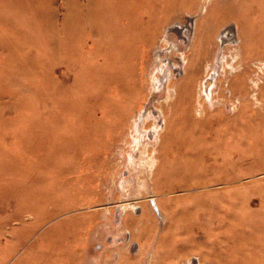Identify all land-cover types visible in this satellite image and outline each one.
Here are the masks:
<instances>
[{
	"label": "rangeland",
	"instance_id": "obj_1",
	"mask_svg": "<svg viewBox=\"0 0 264 264\" xmlns=\"http://www.w3.org/2000/svg\"><path fill=\"white\" fill-rule=\"evenodd\" d=\"M0 264H264V0H0Z\"/></svg>",
	"mask_w": 264,
	"mask_h": 264
},
{
	"label": "bare ground",
	"instance_id": "obj_2",
	"mask_svg": "<svg viewBox=\"0 0 264 264\" xmlns=\"http://www.w3.org/2000/svg\"><path fill=\"white\" fill-rule=\"evenodd\" d=\"M85 7H84V12H85ZM78 12H79V7H74L73 8V10H72V12H71V22H72V26H74V24H75V22H76V18H77V16H79L78 15ZM87 12H88V9H87ZM197 12V11H196ZM88 15H89V13H88ZM193 20V19H192ZM199 24L196 22V21H191L190 23H188V24H185V25H183V29H182V27H180L179 28V31H180V29H181V31H189V28L193 31V39L191 40L192 41V44L194 45L195 44V42L197 41V30H198V26ZM176 26V25H175ZM75 27V26H74ZM230 27V26H229ZM82 31H83V29H82ZM59 31H57L56 33H57V37H56V43L58 44L59 43V33H58ZM186 33H188V32H186ZM185 34V33H184ZM234 35H236L235 34V32L233 31V29L232 28H224L223 30H222V33L220 34V35H218L220 38H221V40H222V43L223 42H225V41H227V42H229V43H231L232 41L234 42ZM185 36V35H184ZM183 36V37H184ZM206 39L208 40V41H210L211 39H213V33H211V32H209L208 34H207V36H206ZM212 42V41H211ZM206 47V46H205ZM207 48V47H206ZM209 49V48H208ZM202 56V55H201ZM186 55H183V60H184V62H185V64H186ZM124 67H126V66H124ZM125 76V73H122L121 74V76H120V78L121 77H124ZM115 79H117V78H115ZM171 80V79H170ZM247 84H248V82L247 81H244V80H242V93L243 92H245L246 94H248V91H245L244 90V87L246 88V86H247ZM249 89V88H248ZM133 90L135 91L136 90V88L134 87H132L131 86V93L129 94V95H127V94H125L124 95V97L121 99V101H120V103L121 102H126L127 104H128V106L127 107H129L128 108V110H127V113H126V115H125V117H124V120H126V117H131V115H132V109H134L133 107H134V104H135V106L136 107H138L137 105L139 104V100L142 98V101L144 100L143 99V94H142V88H138V90L140 91V93L139 94H136V93H133ZM231 90H232V88H231ZM182 93H187L186 92V90H182ZM182 93H180V91L178 90L177 91V89H176V102L175 101H173L172 102V104H173V106L175 105H177V104H179L180 102H181V104L183 103V102H185V104H189L190 103V100H188V101H186V98L187 97H189V96H183L182 95ZM244 93V95H246ZM242 94H240V96H241ZM133 98H134V100H133ZM257 98H259L258 96H257ZM90 99H93V97H90L89 98V101H90ZM131 100H133V102H130ZM246 101V100H245ZM130 104V105H129ZM240 104V103H239ZM189 107V105H187V107L185 106V111H181V108H180V110H178L177 111V108H174V112H173V116H175V118L177 119V124L179 125V126H188L189 128L191 127V128H193L194 126L196 127H202V121H203V118H199L198 120H196V121H194V118L191 116V112H190V109H187ZM184 109V108H183ZM235 113V112H234ZM234 113L232 114V115H230L229 116V118H227V120H224V122H220V120H217V122H220V124H222V125H225L226 127H230V128H232L233 129V126L234 125H236V124H240L241 126H239V127H242L243 125H246V122L248 121V120H240V118H239V116H236V114L234 115ZM136 116V115H135ZM129 119V118H128ZM123 120V121H124ZM123 124V122L121 123V125ZM118 126L117 128H119V129H121L122 128V126ZM144 137V136H143ZM133 139H134V144L135 145H138L140 142H142L143 141V149L142 150H144V151H146V150H148V148L146 149V147L148 146V141L146 140V139H139V137H133ZM144 151H142V153L144 152ZM146 152H148V151H146ZM149 154V153H148ZM150 157V156H149ZM124 204H129V207H130V209H132V210H134V209H136L138 206L137 205H135V204H132L131 202H121L119 205L120 206H122V205H124Z\"/></svg>",
	"mask_w": 264,
	"mask_h": 264
}]
</instances>
